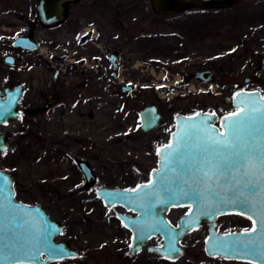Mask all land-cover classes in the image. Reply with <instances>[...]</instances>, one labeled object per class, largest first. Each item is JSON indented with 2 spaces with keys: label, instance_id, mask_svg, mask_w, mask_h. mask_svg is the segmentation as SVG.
<instances>
[{
  "label": "rangeland",
  "instance_id": "rangeland-1",
  "mask_svg": "<svg viewBox=\"0 0 264 264\" xmlns=\"http://www.w3.org/2000/svg\"><path fill=\"white\" fill-rule=\"evenodd\" d=\"M27 1L31 28L35 37L40 36L35 27L40 25L33 22L35 0H0V11L5 5L22 10ZM149 4L148 0L73 3L66 23L44 30V39L48 40L40 43L42 49H47L45 56L42 53L43 62L31 64L56 70L61 54L70 56L65 63L61 61L57 72L63 80L60 102L29 116L23 107V115L14 121L15 137L10 139L7 151L0 153V168L13 178L17 201L38 204L64 223L66 229L57 236L79 249L76 259L54 264H211V259L202 253L204 227L184 234V251L173 261L144 248L128 256L130 235L113 215L123 210L120 205H102L95 190L98 186L127 189L147 180L150 167L156 162L155 146L164 141L172 114L198 107L208 110L213 102L218 104V112H225L228 106L222 97H229L236 85L252 87L253 81H244L251 77L264 81V0H233L230 8L193 7L168 16L156 15ZM89 18L111 30L117 20L120 31L112 35L124 29L143 34L139 56L132 54L130 58V63L137 60L143 64L139 89L134 95L116 86L105 89L101 81L91 80L78 89L74 87L82 76L70 62L78 50L72 33ZM127 45L126 52L131 46ZM196 69H209L213 80H188L192 86L186 94L184 80L189 71ZM128 72L129 77L136 73ZM151 79L154 87L149 85ZM188 100L197 105L187 106ZM147 104L158 107L161 119L153 131L141 132L137 112ZM81 160L94 175L91 184L84 183L76 167ZM182 210L173 207L168 218L173 220ZM158 242L152 237L148 244Z\"/></svg>",
  "mask_w": 264,
  "mask_h": 264
},
{
  "label": "water",
  "instance_id": "water-1",
  "mask_svg": "<svg viewBox=\"0 0 264 264\" xmlns=\"http://www.w3.org/2000/svg\"><path fill=\"white\" fill-rule=\"evenodd\" d=\"M73 2L75 0H37L35 3V11L37 17L40 19V23L43 25H50L53 26L58 21H62L65 13V6L67 2ZM150 3V9L153 12H156V15H172L174 13H182L186 9H191L196 7L197 9L203 10V8H208L214 10L216 8L221 9L224 7H231L233 4V0H148ZM14 45L20 46V48H28L33 50L34 45L30 42V39L27 37L25 38H16ZM6 62H10L11 58L9 56L5 57ZM213 73L209 69L204 71H197L194 77H199L202 81H206L212 79ZM254 82H257V79L251 78ZM244 81H247L245 78ZM14 91L9 90L6 99L9 100L7 104L0 103V122L7 121L8 118L16 119L18 117V110H17V97L18 93L14 95ZM239 93V95H237ZM264 93H259L254 90L250 91H243L240 90L236 92L235 95H232L231 103L235 110L231 111L230 113L238 110L250 109L251 107L255 106L258 108H264ZM55 101L54 96L50 99V101ZM158 107L156 105L147 104L143 107V109L138 110V119H139V127L143 132L149 129H155L159 119L160 113L157 110ZM33 112V111H32ZM36 113L37 111L34 110ZM33 112V113H34ZM229 113V114H230ZM229 114L223 115L218 120V126H215L213 123L217 121V115L213 112H205L202 110H198L193 115H181V113H177L174 115V130L170 132L169 140L164 145H159L157 147L156 152V164L154 168H151L148 173V182L152 181L151 184L147 183H138L140 188H137L136 185L133 188H111L110 186L101 187L98 186L95 190V195L101 200L103 205L107 206H116L121 205L125 211H132L134 215H126L122 213L117 214V219L120 221L121 224L125 226V228L129 231L131 237L129 240V246L131 247L128 249V254L131 255L133 253H137L142 244L146 242L153 235H159L160 243L158 245H151L147 247V250L150 252H154L161 257L167 258L169 261H173L177 256H181L182 248L180 241L183 238L184 234H187L190 230L194 227H199L203 220L206 221V229L207 235L204 238V245L203 251L207 253L209 256H214L215 254H219L222 257H230L234 258L240 256L243 253V248L238 249L236 251H225L223 249H217L215 245L219 241L228 242L229 244L232 241H236L238 239H242L243 237L240 234H231L225 233L224 235H220L214 228V217L217 214H222L224 212H234L237 211L240 214H247L245 209L239 206H221L220 208H212L211 210L207 211L206 215L200 214V208L197 203H194L192 200L189 199H180L175 201H168L163 204H155L154 207L148 208H141L138 206L137 203L132 202L134 198L142 191L146 192L151 190L152 188L160 185L161 177L164 175L175 176V173L170 171L171 169L175 168L176 171H180L184 166L179 165L176 163L167 164L165 162V157L168 153L173 151V148L176 147V142L180 135L184 134V130L186 128L189 131H192L189 127L190 125H199L201 129H205L206 127H210L214 129L213 134L216 136H221L222 134L227 135L228 129L225 128L226 118L229 117ZM149 117H151V121H149ZM256 126H260L259 120L256 122ZM203 135V132L201 133ZM240 137L238 143L242 142L243 139L248 138V129L243 128L237 133ZM0 149L7 148L5 145V137L0 133ZM235 139V136L233 137ZM171 143L172 147H169ZM198 142L195 138L188 142L187 148H182L184 159L193 160V161H201L203 157V153L200 147L197 146ZM217 151L221 153V155L213 156L212 164L206 163H197V167L202 168V172L208 173L207 176H201V179L205 180L208 184L215 187L217 183H225L230 182L226 181L224 177L220 176L221 173L229 172L230 169L229 165L233 157H231L230 153L233 151L232 149H227L223 147L217 148ZM243 163V161H241ZM77 169L82 174L84 182L91 184L93 181V174L91 173L88 164L85 161H77ZM239 165H234L233 167H238ZM244 169L241 168V172ZM248 175L242 177L243 181L252 180L257 182L261 187L255 193V198L259 199L264 193V176L260 175V170L252 167L249 165ZM217 177H220L217 180ZM237 179H241V177H237ZM0 189L3 190L5 195H11L13 203L17 205L18 209L22 213H26V218L31 221L29 225L20 228H14L11 230L3 229V232H0V255H3L6 249V246L16 244L18 246L24 247L26 250L31 249V240L29 236L28 229L31 228L33 231L35 230H42L44 232L50 233V242L57 250L55 254L50 252L48 248L41 246L39 251L31 256H20L17 260L13 262L15 263H25L30 262V264H46L48 261L57 260V258H67L68 256H74L77 254V250L71 248L68 243L66 242H56L54 243V237L58 233H61L64 230V223L52 219L48 213L44 211L38 204L28 205L24 202H19L14 197V188H13V178L5 172L4 170L0 169ZM131 189H137L136 192H132ZM160 198L165 199V193L161 190ZM214 200V198H213ZM154 202V201H153ZM146 205L148 202H145ZM181 205H186L188 210L185 213H182L179 216L175 223H169L166 218V214L168 213L167 210L171 208V206L180 207ZM22 206V207H21ZM248 215V214H247ZM257 229L260 228V225H256ZM187 232V233H186ZM255 236L259 235V232L254 234ZM247 237V235H246ZM250 238V236L248 235ZM257 244L261 251H264V241H257ZM174 246L175 251L170 252L169 247ZM44 255V258L41 259L40 256ZM264 256V255H263ZM262 255H247L245 258L249 257L255 261H260V264H264V259ZM258 258H262V260H257ZM0 264H9L7 260L0 261Z\"/></svg>",
  "mask_w": 264,
  "mask_h": 264
},
{
  "label": "flooded vegetation",
  "instance_id": "flooded-vegetation-1",
  "mask_svg": "<svg viewBox=\"0 0 264 264\" xmlns=\"http://www.w3.org/2000/svg\"><path fill=\"white\" fill-rule=\"evenodd\" d=\"M37 0H35L33 7H35V3ZM80 2L83 0H75L73 2H67L66 4H64L65 6V13H64V19L61 21L56 22L55 25L50 26V25H43L42 23H40V19L37 17L36 14V7L34 9V16H33V22H38L40 26H35L37 28H39V34L40 36H36L33 32V29L31 28V21L32 18H30L31 14H30V8H29V3L28 1L26 3L23 4V9L22 10H18L14 7H10L5 5V8H3V11H0V103L1 104H7L9 102L8 99H6V96L9 94L8 91L9 90H13L14 95L17 94V110H18V117L16 119L13 118H8L7 121L5 122H0V133L2 135H4V139H5V145L7 146V148L4 149H0V153H5L7 151V149L9 148L8 144L9 141L12 137H15L14 133H15V125H14V121H17L18 118H21V115H23L22 111H24L23 107H25L26 110V114L29 115H33V114H38L39 111H47L50 106L54 103H58L60 102V95H61V86H62V82L63 80L61 79V77L58 75V68H60V64H62L61 61H68L69 59V54L66 55L64 54L59 59V61L57 63V71L54 70V67H43L41 64H38L37 66H31V64L33 63H37V62H43L42 58L44 59V57H42V53L44 51V56L46 54V48L43 47V49L41 48V44L43 41L44 43L48 40V39H44V30L46 29V27H54L57 25H62L64 23L67 22L68 20V11L70 10L69 7H71V5L74 3L76 4V2ZM93 6V5H92ZM75 21V20H73ZM116 22V24H115ZM113 25L115 26L114 30H111L110 28H103L101 25L97 24L96 21L92 18H89V21L85 24H78L76 26V28L73 30L72 33V37H74V42H75V46L78 48L77 51H75V55L71 58L72 60H70L73 69L76 70L77 68H79L78 74L79 77L82 76V80L79 82H76L74 87L75 88H80L81 86L85 85L87 81H96V82H102L103 87L105 89H109L110 87H115L119 88L122 92H127L128 94H133L136 93L139 89L138 85V77L140 78L141 76V69H142V65L141 62H138L137 60L133 61L132 63H130V58L133 56H139L138 52H140L139 50L142 49L143 44V39H142V35L143 34H135L136 32L134 30H123L122 33L116 35V34H111L112 32L115 33L117 31H120V26L121 24H119V22H117V20H114ZM25 38L27 37L28 39H30V42L33 43L34 48L33 50H30L28 48L24 49V48H20V46L14 45V42L16 41V38ZM131 45L129 47V50L126 52V47H128V44ZM146 44H148V42L145 41ZM84 49H83V48ZM89 48V54L88 51H86V48ZM83 49V50H82ZM86 51V52H84ZM83 52L85 54H83ZM73 55V54H72ZM9 56V58H11L12 63L10 62H6L5 61V57ZM31 56H35L31 57ZM127 59V60H126ZM39 60V61H37ZM65 61V62H66ZM16 62H18L16 64ZM64 62V63H65ZM16 64V65H15ZM37 69V71H36ZM129 71H133L136 72L134 73V77H129L130 73ZM205 70V69H204ZM204 70H200V69H196L195 71L191 72L190 71L187 73L188 76L186 77V79L184 80V85L186 87H184L185 89H187V93L188 94L190 92V86H192V84L187 83L189 82L188 80H193L195 83L196 82H201V83H206V81H202L199 77H194L195 73L197 71H204ZM139 71V72H138ZM49 73L48 76L45 78V76L42 77V75H44V73ZM43 78V79H42ZM254 79V77H251ZM251 78L247 79V81H253L251 80ZM152 80V79H151ZM213 80V75H212V79L207 80V81H212ZM254 82V81H253ZM248 83V82H245ZM34 84V85H32ZM151 86L154 85L153 80L151 81V83L149 84ZM154 87V86H153ZM76 89V90H77ZM189 89V90H188ZM240 90L243 91H250V90H254L257 92H261L264 93V81L262 80V78L260 77L259 80L257 82H254V85L252 87L246 88L244 87V85H239V86H235V90L232 91V94L228 96H224L222 97L223 99V103L226 104L228 106V110H226L225 112H218L217 108L219 107L218 104L216 102L211 103V107L212 108H208V110L202 109L201 107H198L197 109H195L194 111H190L187 113H181V112H177V113H181V115L187 116V115H193L195 112H198V110H202L205 112H213L215 113L218 117H217V121L215 123H213L215 126H218V120L221 116L223 115H227L229 114L231 111L235 110L233 107V104L231 103V98L232 95H235L236 92H239ZM54 96L55 101H50V99ZM187 99H191L190 97ZM187 106H194L197 105V103L192 102V100H188L186 102ZM28 106H33V107H37L35 109L33 108H29ZM34 110H36L37 112L35 113ZM158 110V109H157ZM34 113H33V112ZM174 113L172 114V119L170 120L171 125L169 127V129H167L164 132V141L159 142L156 146H155V150L157 149V147L159 145H164L168 142L169 140V135L170 132L173 131L174 128V115L177 114ZM137 119H138V114H137ZM159 125V122L157 124V126ZM137 127L140 129L139 127V119L137 120ZM151 130V129H149ZM146 130V131H149ZM154 129H152L151 131H153ZM141 132H143V130L140 129ZM145 131V132H146ZM1 137V136H0ZM1 143V140H0ZM157 152V150H156ZM156 152H155V160H156ZM157 162V160H156ZM155 162V164H156ZM155 167V166H154ZM154 167H150V168H154ZM149 168V169H150ZM1 169V168H0ZM148 169V170H149ZM3 170V169H1ZM5 171V170H4ZM6 172V171H5ZM8 173V172H7ZM9 174V173H8ZM149 177L147 178V180H140L138 181V183H147L148 182ZM84 181V179H83ZM94 182V179L93 181ZM85 183V182H84ZM135 184L136 185H138ZM134 186V187H135ZM13 188H14V184H13ZM128 188H133L131 187H127ZM15 190V188H14ZM13 190V191H14ZM14 197H15V192H14ZM101 201V200H100ZM103 205V204H102ZM105 206V205H104ZM119 206V205H116ZM106 207V206H105ZM109 207V206H107ZM119 207L122 208V211H118V212H114V219L116 220V222L120 225H122V227L124 228L125 231H127L129 233V231L125 228V226L123 224L120 223V221L116 218L118 213H122V214H126V215H134L132 211H125L123 209V207L120 205ZM175 207V206H171V208H169L167 210V214H166V218L169 221V223L172 224H176L175 221L176 219L182 215V213H185V211L188 210V207L186 205H181L180 207H175V208H183V210L181 211L180 214H177V216H175V218H173V220L169 219L168 215H170V211L171 209ZM45 211V210H44ZM46 212V211H45ZM47 213V212H46ZM50 216V215H49ZM51 217V216H50ZM52 218V217H51ZM54 219V218H52ZM214 228L215 231H217L220 235H224L225 233H231V234H240V236H244L241 240H248L249 237L246 234H244V230L245 229H251L253 227V223L252 220L248 219V215L247 214H240L237 211H234L232 213L230 212H224L222 214H217L214 217ZM206 221L203 220V223L197 227V228H203L205 229V235L204 238L207 235V229H206ZM194 227V228H196ZM193 228V229H194ZM65 225H64V230H65ZM190 230L188 232V234L185 235H189L191 233ZM3 230V229H2ZM2 230H0V232H3ZM9 231V229H7ZM62 230V232L64 231ZM61 232V233H62ZM58 235V234H57ZM54 237V243L56 242H66L68 243V245L74 249V247L71 246V244L69 243L68 239H62L61 237L57 236ZM130 235V233H129ZM184 235V236H185ZM183 236V237H184ZM131 237V235H130ZM152 237H156L159 239L158 243H151L148 244V241L152 238ZM204 238H203V245H204ZM130 240V238H129ZM129 240H128V245H129ZM183 240V238L181 239ZM240 240V239H239ZM182 241H180L181 244V248H182V253L184 251V246L181 243ZM160 243V237L159 235H153L151 236L149 239L146 240V242H144L142 244V247L140 248V250L137 252H141L142 248H144L147 252L152 253L150 251L147 250V247L151 246V245H158ZM203 245H202V253H204L203 251ZM130 248V246H129ZM128 248V249H129ZM76 249V248H75ZM128 249L126 251V254L128 256L131 255H136L137 253H133L131 255L128 254ZM241 249V248H240ZM77 250V254L74 256H68L67 258H57V260H50L48 262H46V264H54L57 263L59 261H68L67 259H73V258H77L79 255V249ZM244 251L243 253L240 254V256L234 257V258H230V257H222L219 254H215L214 256H209L207 253H204V256H207L209 259H211V264H260V261H255L249 257L245 258V256L249 255V254H245V249L242 250ZM157 255V254H156ZM159 256V255H158ZM263 256V255H262ZM161 257V256H160ZM264 257V256H263ZM41 259L44 258V255L40 256ZM161 258H165V257H161ZM167 259V258H166ZM257 260H262V258H258ZM169 261V260H168ZM264 261V259L262 260ZM15 264H30V262H25V263H15ZM210 264V263H208Z\"/></svg>",
  "mask_w": 264,
  "mask_h": 264
},
{
  "label": "snow or ice",
  "instance_id": "snow-or-ice-1",
  "mask_svg": "<svg viewBox=\"0 0 264 264\" xmlns=\"http://www.w3.org/2000/svg\"><path fill=\"white\" fill-rule=\"evenodd\" d=\"M148 119L151 121L152 118L149 117ZM257 120L260 122L259 127L256 126ZM226 121L224 126L228 129L227 135L216 136L213 134L214 129L210 127L201 129L199 125H190L192 131L186 128L184 134L179 136L176 147L165 157L166 166L170 163H176L184 167L180 171H176L175 168L171 169L170 171L174 172L175 176H162L160 185L149 191L140 192L132 202L137 203L141 208L146 206L152 208L155 204L189 199L199 205L200 214L202 215H206L207 211L212 208H220L222 205L239 206L245 209L248 219L252 220L253 227L244 230V234L249 235L250 238L248 240L238 239L230 244L219 241L215 247L225 251H236L240 247L246 250L245 254L264 255V251H261L257 244L258 240L264 241V193L259 199H256L255 193L261 185L252 180L242 182V177L248 175L249 165L259 169L260 175L264 176V108L253 106L250 109L234 111L229 114ZM243 128L248 129V138L238 143L240 137L236 134ZM193 138L196 139L197 146L202 150L203 157L201 161H186L181 151L182 148L188 147V142ZM169 147H172L171 143ZM219 147L233 150L230 153L233 157L229 165L230 174L229 172L220 174L226 181L230 182L217 183L213 187L201 179V176H207L208 173L202 172V168L196 165L197 163L212 164L213 156L221 155L217 151ZM234 165L239 166L233 167ZM241 168L244 169L243 172H241ZM237 177H241V179H237ZM219 178L217 177V180ZM148 183L151 184L152 181ZM140 187L137 186V188ZM161 190L165 193V199L160 198ZM131 191L136 192L137 189H131ZM145 202H148L147 205ZM26 216L27 214L22 213L17 205L13 203L11 195H5L3 190L0 189V230H11L29 225L31 221ZM257 224L260 225L259 229L256 227ZM28 232L31 249L26 250L16 244L8 245L4 254L0 255V261L7 260L9 264H13L20 256H31L37 253L41 246L48 248L50 252L55 254L57 250L50 242V233L42 230L33 231L31 228L28 229ZM257 232H259V235L255 236L254 234ZM169 251H175L174 246H170Z\"/></svg>",
  "mask_w": 264,
  "mask_h": 264
}]
</instances>
